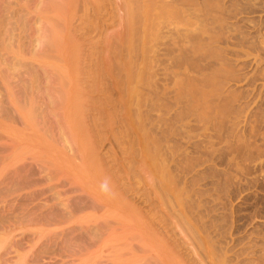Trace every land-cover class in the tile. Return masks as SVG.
Wrapping results in <instances>:
<instances>
[{
  "label": "rangeland",
  "instance_id": "374dc122",
  "mask_svg": "<svg viewBox=\"0 0 264 264\" xmlns=\"http://www.w3.org/2000/svg\"><path fill=\"white\" fill-rule=\"evenodd\" d=\"M112 1L113 5H100V14L94 11L97 7H79L68 23L80 68L75 78L83 91L80 99L83 110L75 116L80 114L78 120L81 119L83 127L80 126L81 136L66 131V148L58 139V130L53 129L58 122L66 128L73 117H61L62 104L57 109L48 108L34 99L37 107L41 103L39 109L44 108L45 113L48 110L46 126L48 133H52L48 145L54 146L52 150L46 147L44 150L29 137L30 131L23 129L0 83V105L13 110L17 121L0 118V159L9 157L12 148L29 149H23L27 160L14 162L10 166H15V170L9 166L0 174V190L10 184V179H14L11 177L17 175L15 172L28 166L37 170L40 163H46L45 159H54L57 165L55 170L50 168L54 171L50 172L54 191L61 198L70 197V201L77 196L100 193L113 206L114 201L124 202L126 198L114 179L119 176L126 183L127 179L131 181L129 208L110 211L122 216L125 224L114 227L104 236L106 242L82 257L65 259L66 264H90L95 258L99 259L98 264H104L110 256L132 258L142 254L140 247L152 258L164 259V264H189L185 250H176L170 236L175 231L179 243L183 242L185 247L191 242L181 235L180 227H173L178 222L167 203L170 201L174 206L173 195L164 193L169 189L177 194V199L179 196V202L188 200L189 203L184 201V208L191 209V213L199 210L203 215L212 248L219 259L225 257V264H264V0L138 1L146 4L144 7L135 6L137 3L132 0ZM127 1L135 5L129 6ZM35 47L36 53L43 50L38 44ZM22 76L17 79L20 82H10L16 102L21 100L19 88L26 75ZM26 78L23 79L27 81ZM49 78L42 91L56 88V78ZM56 98L52 96L53 100ZM156 142L160 158L153 154ZM142 144L148 148V159L141 152ZM80 147H85L84 153ZM89 160L97 163L96 171L88 172ZM40 175L42 179L44 175ZM99 179L101 184L97 183ZM40 189L37 186L21 194ZM45 197L41 196L34 205L43 206ZM19 199L13 196L7 203ZM7 203H1L0 207ZM91 212L84 211L80 216ZM101 212L93 211L98 215ZM33 226L30 228L34 229ZM63 226L55 227L53 233L59 234V230L61 233L65 230L61 229ZM51 227L48 232H52ZM14 235L12 242L21 240L20 234ZM26 242L22 240L27 251ZM193 252L198 264H209L205 253L195 245ZM44 260L41 264L61 262Z\"/></svg>",
  "mask_w": 264,
  "mask_h": 264
},
{
  "label": "bare ground",
  "instance_id": "6f19581e",
  "mask_svg": "<svg viewBox=\"0 0 264 264\" xmlns=\"http://www.w3.org/2000/svg\"><path fill=\"white\" fill-rule=\"evenodd\" d=\"M130 1L126 2V4H129V6L130 3L133 4L132 2L137 3V5L133 4L132 7L134 5L137 7L138 5H141L140 4L141 2H139L138 4V1L140 0H132V2ZM141 1L144 2L143 0ZM145 2H148V0H145ZM112 3H113L112 0H0V83L4 85L5 87L4 89H6L8 98L11 99L10 100L11 102L8 104H12L14 106L15 109L14 112L16 113L15 115L13 114L14 113L13 110L7 109L8 107L6 109H3L1 107L2 105H0V118L1 119L3 118V121L4 119H6L7 121L12 123L17 122L15 117H13V115L20 118L18 120H20L21 124H23L24 126L23 129L27 128L28 131H30L29 137L32 138V140L34 139V141H36L35 142L36 145L43 146L44 150H46L47 148H49V150H52L54 145H50V146L48 145L50 143L49 141L52 140L51 139L52 137L49 134L52 135V133H50V131L48 133L49 127L47 129L48 126L47 123L49 121L47 122L48 115L46 116V113L48 112V110L45 113L46 110L43 111L44 108L39 109L41 103L42 105L45 103L48 108L50 107L54 108L62 104L64 107V116L61 117L62 118L64 117V119H66V117L68 118L73 116L71 119L69 118V121L67 122L68 124L66 123L67 124L66 128L62 127L58 122L59 120L57 121V119L56 122L58 123L53 124L54 126L53 129L56 128L55 130H58L57 133L59 134L58 139L60 138L64 143V146L66 145L65 148L68 145L66 143L67 140H65L64 138V135H66L67 132L70 135H73L75 133L78 135L81 134V129H80V126H82L80 123L81 119L78 120L80 114L77 116H75V114L76 112L81 113L83 110L82 105L80 103V99L82 97L83 91L81 92L79 88V83H78L79 80L75 78L76 77L75 75L77 73H80V71L78 72L80 68L78 67V63H77L78 57L75 55L77 53L76 52L77 46L74 44L75 42L73 43L70 40L71 29L68 23H70L69 21H71L70 19L73 18V16L77 15L79 7L85 8L86 6L90 5L91 7L99 8V9L93 8L95 9L94 11L97 10L99 12L101 11L100 8L102 6L111 5ZM129 6L127 5L126 7L128 8ZM142 6L143 5H141V7ZM128 16L133 17L130 14ZM129 19L131 18L129 17ZM30 31L31 34H29ZM79 32L81 33V31ZM36 35H38V38L35 40L34 38ZM37 44L41 46L40 49H43L42 51L40 50L39 53H36L37 49H35L34 51V47ZM78 45H80V43ZM33 64L38 65V68H36ZM33 66L36 69L33 68ZM22 74L26 75L23 76L27 77L26 78L27 81L24 80L25 77H23ZM21 76L24 78V79L22 78V82H21L22 84L19 83L21 84V87L19 88L20 89L19 93L21 94V100L16 102V100L14 99L15 93L11 89L10 82L15 81L17 79L19 80V77ZM49 77L56 78L55 79L56 88L54 87V89H51L47 87L46 89L44 88L45 89L44 91H42L43 90L42 86H47V83L45 81L48 80ZM19 95L17 97H19ZM52 96L58 97L56 98L58 100L56 99L53 100ZM8 98L7 100H9ZM35 98L39 102H41L39 103L40 105L38 106L39 108L35 105V100H34ZM2 102L3 101H1V103ZM164 107L166 108V106ZM40 110L43 111V114H41L42 112H40ZM81 116L83 117V115ZM153 137H157V136H153ZM159 139L160 138L156 139L155 141ZM145 142L146 141H144V143ZM142 146L143 147L141 149V152L148 159L149 156L148 154L149 151H147L148 148L146 149L144 144H142ZM156 146L157 147L154 146L153 147L154 149H152L154 152L153 154L157 155V157L160 158L161 150L159 149L158 147L159 145L157 142H156ZM24 147L18 146L16 148H12L13 151L9 157L5 154L7 158L5 157V160L0 159V174H3L5 172V171L3 172V170L8 168L14 162L16 163L17 161H21V160H23V162L25 161L26 158H24V156L26 154L25 152H23ZM26 148L25 151H28L29 149L27 148L26 150ZM80 149H82V152L83 150H86L85 147L84 149L80 147ZM69 150L71 151V149ZM39 157L43 158L41 156ZM153 158H155L154 155ZM137 160L140 161V159ZM89 161L90 164L87 169L88 172L89 170L91 171L93 170L92 172L96 171L98 165H96L97 163L94 164L95 160H93L92 162L91 160ZM45 162L46 163H40V164L38 163L40 166L37 168L38 170L37 173H36L37 170L32 168V166H28L29 168H25V169L22 168L18 172H15L17 173V175L15 177L14 176L11 177L14 179H10V184L8 185V183L5 182L8 186L6 185L7 187L4 190H0V204L1 203L6 204L8 198L10 197L11 198L13 196L20 197L19 200H15L12 203H10L11 202L10 201L9 203H7L5 207H0V208H5L4 210L0 209V264H41V262L44 259H48V260L59 259L61 262L58 264H66L65 259L68 258L71 260H75L82 257L83 253H87L90 249H92L96 245L102 242H106L104 236L105 235L107 236L110 232H112L114 227H119L125 224L124 218L122 216L113 214L110 211L112 210L114 211L116 209L124 210L126 208H129L131 202L128 199V195H129L128 191L130 190V184L128 183H131L129 179H127L128 183H126V181L122 179L123 177L120 178L119 176H117L116 179H114L117 180L118 183H120L119 186L122 189L121 192H123V195L124 194L126 195V198L125 196H123L125 198L124 202L123 201L121 202L120 199H118V201H114L116 206L109 205V202L107 200H104L100 193L77 196V198L73 199V201H70L71 200L70 197L61 198L62 196H60L59 193H56V191H54V188L52 187L53 184H51V181L53 177H51L52 173L50 174V172H54V171H50V168L51 170H53L52 168H54L55 170V167L57 166L55 160L47 159L46 161L45 159ZM155 163H157V165L159 164L158 162ZM163 164L165 165V163ZM10 167H12V169L15 170V168H13L15 166H10ZM164 167H166V165ZM41 173L44 175V176L42 175L43 177L40 175ZM37 174L38 176L40 175L42 179H40L37 176ZM2 180L5 181L6 178L5 179L2 178ZM4 181H2L1 184ZM97 183L101 184L102 183L101 179H99ZM80 185L82 186V184ZM37 186L41 187L42 189H40V191L38 192L30 191L34 187L36 189ZM28 189L30 190L29 192H27V194L25 195L21 194L25 190L28 191ZM162 189L165 188L162 187ZM164 193L165 196H167L168 194H171V196L173 195L174 201L173 200L172 201L174 203V206L172 202L170 203V201L166 199L168 201L167 203L170 204V207L174 211L173 213L176 216L178 222V224H174L175 223L174 222L173 227L174 226L180 227L181 235L183 237L187 236L191 241L189 242L190 244L188 246L190 247L192 244L191 246L192 248L190 247V251H189L188 250L189 247L188 246L185 247L186 245L183 242L179 243L176 237L177 235H175L174 233L175 231L174 232L172 231L170 236L173 237L175 243V249L176 250L179 249V251L181 249L185 250L186 259L189 264H193L194 262L195 264H198L194 259L193 245H195L196 248L200 250V252L203 251L205 253V255L204 254L202 255H204V258L207 260L209 264H225V257L219 259L217 257L218 254H216L212 248L213 244L211 243V241H209L210 238L207 233L208 227L203 222L204 217L203 215L201 216L199 210L198 212L197 210H194V213H191L192 212L191 209L188 210L184 208L185 205L183 203L184 201L187 202L188 200H184L182 201V203L179 202L180 201L179 196L177 199V194L171 193L170 189L169 191L168 190L164 191ZM41 196H46L45 197L46 202L42 204L43 206H37L38 204L34 205L36 201H40L42 198H44V197L41 198ZM188 196H186L185 198H187ZM84 211H92V212L90 214L80 216V214ZM93 211L94 212L102 211V212L98 215L96 213H93ZM191 214H192V218H191ZM33 225L35 226V228L31 229L30 227ZM60 225H64L63 228L61 229L65 228V230H63L61 233H60L61 230H59L58 231L59 234H57L56 232L53 233L54 230L55 231L57 230L55 227H58ZM48 227L52 228L51 230L52 232H48ZM16 232L17 234H20L21 240L12 242L15 236L14 233ZM27 233L29 235L31 233L33 235V238L31 237L32 235L28 237ZM22 240H27L26 243L28 245L29 250L26 251L25 247L23 246ZM140 252H142L141 255L133 256L132 258H124L123 256H110L106 260H104V264H164V259L160 257L152 258L151 255H149L144 248L141 249L140 247ZM97 259L98 258L92 260L90 264H98L99 259L98 260Z\"/></svg>",
  "mask_w": 264,
  "mask_h": 264
}]
</instances>
